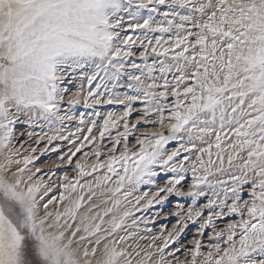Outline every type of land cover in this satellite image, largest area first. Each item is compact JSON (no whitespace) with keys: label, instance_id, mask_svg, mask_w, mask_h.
<instances>
[{"label":"snow or ice","instance_id":"6c2138e0","mask_svg":"<svg viewBox=\"0 0 264 264\" xmlns=\"http://www.w3.org/2000/svg\"><path fill=\"white\" fill-rule=\"evenodd\" d=\"M0 264H264V0H0Z\"/></svg>","mask_w":264,"mask_h":264},{"label":"rangeland","instance_id":"374dc122","mask_svg":"<svg viewBox=\"0 0 264 264\" xmlns=\"http://www.w3.org/2000/svg\"><path fill=\"white\" fill-rule=\"evenodd\" d=\"M137 107H139V105H137ZM96 110L101 112L102 116L104 114H106L108 111H119L120 108L118 106H110V105H98L96 106ZM74 112L76 114L79 113H85L86 116L90 115L93 113V109H86L84 108L82 105H77L74 109ZM136 118V114L133 113L131 119L135 120ZM75 122H73L72 125H69V127H74ZM20 127V126H17ZM146 127L144 125H141V130H143V128ZM36 129V128H35ZM95 131V129H94ZM115 134V133H113ZM130 141H134V136L129 138ZM23 140H27V137H24ZM107 142V141H106ZM25 144L24 147L27 148L29 146L32 147H36V145L34 146V144ZM43 144L40 145V147H42ZM65 146L61 149L62 151L65 149ZM66 150V149H65ZM64 152V151H63ZM38 160L35 161V165L37 167H40L42 165H45L47 162L51 161V158L53 155H58V152H46L44 155H40L39 151H37L36 153ZM79 153L77 154V157H74L73 159L75 160L76 158L79 157ZM49 166V164H47V167ZM73 165H67V164H62L58 169H52L56 175L53 177V179L55 180L56 177H59L61 175H63L65 172H67L69 174L70 169ZM43 173H40L38 175H42ZM190 177V174H189ZM47 178V177H45ZM166 179V175L164 173H159L157 180L159 183H163V181ZM186 183H185V187H186ZM154 186H142V190H152ZM201 202H205L203 200H201ZM177 203H181V204H187L190 203V200L188 198H181V197H176V196H170L166 201H164L162 204H154L151 209L147 212V213H143L144 215L149 216L150 218L152 216H155L157 214H159V218L156 219L155 221L150 222V224L148 225L149 227L152 228V231L154 233H158L159 229L161 227L167 228L168 230L172 229V226L175 224L176 221V217L173 216H168L167 218H165V214L169 213L170 211L175 210V206ZM142 213H137V215H141ZM234 217H224L221 220H217L215 221L216 225L219 228H223L227 221L229 219H232ZM143 225H142V229L143 230ZM198 227V225L196 224H189L188 227L186 228L185 232L182 234V238H181V242L187 244V241H189L195 234H196V228ZM211 228L206 229V233L210 232ZM202 239V250H206L207 249V244H208V239H207V235H205L204 237L201 238ZM181 258H183V256L181 255Z\"/></svg>","mask_w":264,"mask_h":264},{"label":"bare ground","instance_id":"6f19581e","mask_svg":"<svg viewBox=\"0 0 264 264\" xmlns=\"http://www.w3.org/2000/svg\"><path fill=\"white\" fill-rule=\"evenodd\" d=\"M70 128V127H69ZM71 128H73V127H71ZM46 130V129H45ZM34 131H37V132H39L40 131V129L39 128H36V129H34ZM45 143H47L46 141H44V142H42V144H45ZM55 143H57V142H54V144ZM54 144L53 145H50L49 147H52V146H54ZM19 146V145H18ZM29 146V145H28ZM34 146H35V144H34ZM43 147V146H42ZM68 147H70V145H66V147H65V149L63 150L64 152L65 151H67V148ZM61 149H58L57 150V152H58V154H60L61 152H63ZM57 156L58 155H53L52 156V158H51V161H49V162H47L45 165H42L44 168H48V167H52V169H58L62 164H60L58 167H54L53 166V162H56L57 161ZM38 160V159H37ZM47 164H49V166L47 167ZM42 166H40V167H42ZM37 167V166H36ZM72 167H74V165L72 166ZM72 167H71V169H72ZM71 169H70V172H69V176L71 177V175H72V171H71ZM59 177H56L55 179H58Z\"/></svg>","mask_w":264,"mask_h":264}]
</instances>
